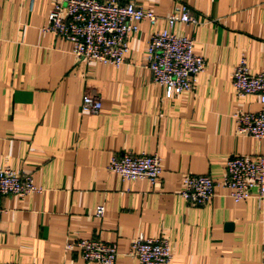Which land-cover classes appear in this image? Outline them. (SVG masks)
I'll return each instance as SVG.
<instances>
[{
  "label": "crops",
  "instance_id": "obj_1",
  "mask_svg": "<svg viewBox=\"0 0 264 264\" xmlns=\"http://www.w3.org/2000/svg\"><path fill=\"white\" fill-rule=\"evenodd\" d=\"M101 1L158 17L138 24L119 68L79 63L68 41L42 32L55 0H0V167L30 175L39 189L0 198V264H87L64 245L90 239L115 245V264H138L128 252L140 234L168 240L169 264H264V205L234 203L222 185L228 159L264 157L233 117L258 112V99L232 87L241 57L251 75L263 69L264 0ZM179 4L200 24L172 32L193 40L205 70L189 93L167 99L145 66L146 45ZM85 92L99 97L97 115L82 111ZM123 154L157 155V183L108 172ZM187 175L215 184L207 205L183 200Z\"/></svg>",
  "mask_w": 264,
  "mask_h": 264
},
{
  "label": "built area",
  "instance_id": "obj_2",
  "mask_svg": "<svg viewBox=\"0 0 264 264\" xmlns=\"http://www.w3.org/2000/svg\"><path fill=\"white\" fill-rule=\"evenodd\" d=\"M158 17L132 3L101 0H55L42 32L68 41L77 62H97L119 68L125 63L128 40L138 32V24L147 21L154 25ZM168 30L150 36L145 53V66L153 83L160 86L165 97L189 93L197 77L205 70V61L193 53V40L173 34L179 23L197 26L199 21L191 15L186 5H176L165 19ZM232 87L239 97L254 95L260 109L256 113L236 112L233 117L238 135L257 139L264 145V66L260 73L251 75L244 57L239 59L233 74ZM81 109L91 115L101 110L99 97L85 92ZM107 171L123 181L147 180L155 185L161 174L157 155L123 154L110 158ZM223 187L234 203L256 199L264 205V157L250 160L235 156L225 163ZM215 184L207 176H184L181 197L193 206L203 207L214 195ZM39 192L30 175L0 167V198H24ZM3 209L0 205V214ZM104 208L97 207L95 216L102 218ZM65 249L77 250L87 264H115L117 249L113 244L100 240H80L65 243ZM128 255L138 264H169L172 259L170 243L159 237L148 239L138 235L131 243Z\"/></svg>",
  "mask_w": 264,
  "mask_h": 264
},
{
  "label": "water",
  "instance_id": "obj_3",
  "mask_svg": "<svg viewBox=\"0 0 264 264\" xmlns=\"http://www.w3.org/2000/svg\"><path fill=\"white\" fill-rule=\"evenodd\" d=\"M226 230H230L232 228V225L230 223L226 224L225 226Z\"/></svg>",
  "mask_w": 264,
  "mask_h": 264
}]
</instances>
